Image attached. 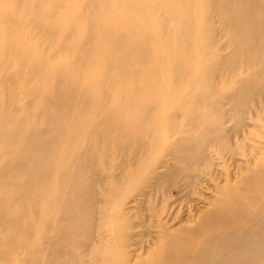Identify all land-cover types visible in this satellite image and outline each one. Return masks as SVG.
Segmentation results:
<instances>
[{"label": "bare ground", "instance_id": "1", "mask_svg": "<svg viewBox=\"0 0 264 264\" xmlns=\"http://www.w3.org/2000/svg\"><path fill=\"white\" fill-rule=\"evenodd\" d=\"M90 262L264 264V0H0V264Z\"/></svg>", "mask_w": 264, "mask_h": 264}, {"label": "rangeland", "instance_id": "2", "mask_svg": "<svg viewBox=\"0 0 264 264\" xmlns=\"http://www.w3.org/2000/svg\"><path fill=\"white\" fill-rule=\"evenodd\" d=\"M252 157L247 156V157H238V159H233V160H227V168H228V174H230L228 177L234 179V174L238 171L241 172V170H237L238 164L241 165L242 171H244L246 164H251L252 163ZM250 162V163H249ZM240 167V166H239ZM218 173H220V177L217 179V186H215L216 183L210 181L209 185L205 184L202 185L204 186L203 192L200 193V195L195 194L193 195V201L191 202V205L189 207H186V205L182 204L181 210L178 212L179 215L178 217L174 218L173 220H170V228L171 229H178L180 227L184 226H190L194 225L195 220L203 215L205 212H207L210 207H211V202L216 198V189L219 188V186H222L224 184V175H223V170H221ZM234 182L232 181V184ZM174 191V196L172 198H177L180 193H176V189H173ZM200 192V191H199ZM176 207V205H174ZM190 214H189V212ZM189 214V215H188ZM146 242H143V248H139L135 255L137 254H144L146 253L147 250L151 249L153 245L156 242L155 235L151 234L150 236L145 238ZM86 264V263H84ZM89 264H96L95 262H90Z\"/></svg>", "mask_w": 264, "mask_h": 264}]
</instances>
